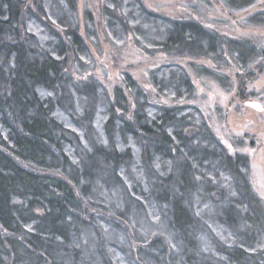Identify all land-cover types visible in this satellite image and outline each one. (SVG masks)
I'll use <instances>...</instances> for the list:
<instances>
[{
  "label": "trees",
  "instance_id": "obj_1",
  "mask_svg": "<svg viewBox=\"0 0 264 264\" xmlns=\"http://www.w3.org/2000/svg\"><path fill=\"white\" fill-rule=\"evenodd\" d=\"M99 1L111 40L216 68L231 61L247 95L264 48L144 0ZM225 2L264 25V0ZM78 6L0 0V264H264L250 157L231 153L199 108L182 103L195 85L180 64L149 71L181 103L172 107L150 103L129 73L112 91L76 79L99 25L90 11L81 22Z\"/></svg>",
  "mask_w": 264,
  "mask_h": 264
},
{
  "label": "rangeland",
  "instance_id": "obj_2",
  "mask_svg": "<svg viewBox=\"0 0 264 264\" xmlns=\"http://www.w3.org/2000/svg\"><path fill=\"white\" fill-rule=\"evenodd\" d=\"M78 1L80 21L84 20L86 11H90L99 25L95 28L96 40L88 38L93 61L83 70L74 68V77H93L112 91L117 85L125 86L123 76L124 73H129L139 81L150 103L172 107L181 103L160 94L150 83L149 71L157 64L177 63L184 66L195 90L193 97L182 103L199 108L214 134L226 144L231 153H244L250 157L251 182L264 203V109L258 112L244 103L255 100L264 107V56L248 67L254 75L246 82L247 95L240 98L237 74L241 69L233 62L226 61L224 65L216 68L213 61L207 58L179 55L173 50L163 52L142 48L131 38L124 42H115L107 36L101 24L100 1ZM144 2L161 14L197 21L225 37L249 40L260 49L264 48V25L254 24L244 14L246 10L242 14L241 11L229 8L225 0ZM241 73L244 75L246 72Z\"/></svg>",
  "mask_w": 264,
  "mask_h": 264
},
{
  "label": "water",
  "instance_id": "obj_3",
  "mask_svg": "<svg viewBox=\"0 0 264 264\" xmlns=\"http://www.w3.org/2000/svg\"><path fill=\"white\" fill-rule=\"evenodd\" d=\"M245 105L248 107H252L259 112L263 111L264 109L263 105L259 101L255 100H247L245 101Z\"/></svg>",
  "mask_w": 264,
  "mask_h": 264
},
{
  "label": "flooded vegetation",
  "instance_id": "obj_4",
  "mask_svg": "<svg viewBox=\"0 0 264 264\" xmlns=\"http://www.w3.org/2000/svg\"><path fill=\"white\" fill-rule=\"evenodd\" d=\"M245 103V102H244ZM250 108H252V107H250ZM252 109H254V108H252ZM255 110V109H254ZM257 111V110H256ZM259 112V111H258Z\"/></svg>",
  "mask_w": 264,
  "mask_h": 264
}]
</instances>
